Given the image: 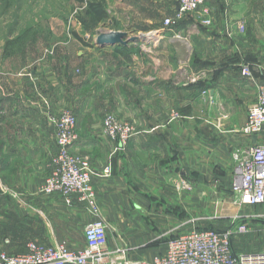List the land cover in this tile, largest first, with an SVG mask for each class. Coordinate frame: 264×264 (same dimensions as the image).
Segmentation results:
<instances>
[{
  "label": "crops",
  "instance_id": "0c3cea01",
  "mask_svg": "<svg viewBox=\"0 0 264 264\" xmlns=\"http://www.w3.org/2000/svg\"><path fill=\"white\" fill-rule=\"evenodd\" d=\"M176 1L105 0L120 23L115 29L138 34L164 30L150 43L154 53L150 50L149 57L163 58L162 65L149 63L154 75L148 104L155 111L133 116L138 131L125 149H115L117 142L104 133L99 116L70 109L78 133L72 150L98 171L112 166L110 177L94 180L100 217L108 224V247L125 246L132 261L164 253L171 237L188 230H182L187 219L209 217L206 208L212 205L225 212L242 207L232 200L238 174L234 153L253 141L238 129L264 82V0H208V14H187L179 26L168 28L164 19L174 14ZM241 24L246 32L240 31ZM258 30L259 50L253 44ZM84 36V42L104 49V66H118L114 58L124 60L118 46L100 48L98 36ZM253 54L262 60L256 63ZM133 59L139 63L140 56ZM250 63L252 75L245 76L242 70ZM195 75L199 81L191 82ZM24 82L17 86L21 97L0 99V245L11 254L25 252L30 241H66L83 249L85 227L94 215L77 197L68 202L60 193L42 191L58 154L51 117L62 111L55 97L60 81L52 78L56 91L46 103L36 99L34 80ZM202 105L211 107V117L200 112ZM171 109L182 111L184 118L169 116ZM257 142L262 143L261 133Z\"/></svg>",
  "mask_w": 264,
  "mask_h": 264
},
{
  "label": "rangeland",
  "instance_id": "374dc122",
  "mask_svg": "<svg viewBox=\"0 0 264 264\" xmlns=\"http://www.w3.org/2000/svg\"><path fill=\"white\" fill-rule=\"evenodd\" d=\"M85 9L86 4L79 0H0V99L21 97L17 86L24 85V80L28 77L37 85L39 93L35 92V96L38 102L46 103L47 98L56 91L52 84L54 77L61 84L59 96L58 93L55 94V97H59L58 111L73 110L74 106L80 112L94 113L102 121L108 113H112L137 132L134 115L145 117L155 111V107L148 104L152 91L148 85L154 75V70L150 72L149 65H154L155 60H158V65H162L163 58L149 57L154 53L151 50L154 49L153 44H150L152 42H130L128 47L121 45L116 49L124 57L123 61L112 59L118 66H104V49L92 47L77 38L76 33L82 38L85 33H89L93 39L104 32L121 30L115 29L120 23L110 10L107 21L94 23ZM239 29L246 32L245 25L243 30ZM126 32L129 37L141 35L129 30ZM259 34L258 30L253 41L258 50L262 49ZM133 55L140 56L139 63H136L138 61L133 59ZM252 57L256 63L262 60L254 54ZM176 59L172 58L174 65ZM245 66L250 70L253 67L251 63ZM194 77L197 75L191 79ZM210 108L202 105L200 112L211 117ZM156 112H159L158 107ZM168 115L177 119L184 118L183 112L177 109H171ZM261 138L264 143V130ZM233 199L236 202L234 195ZM209 205L208 203L207 207ZM212 206L206 208L207 213L212 212V215L199 220L196 218L199 228L202 225L205 229L229 228L233 219L230 218L231 214L244 213L246 219L243 223L248 225L249 230L233 234L235 252L241 254L264 250V203L237 206L234 212L217 210L215 205ZM186 225L188 227L182 230L192 228L193 223L187 219Z\"/></svg>",
  "mask_w": 264,
  "mask_h": 264
},
{
  "label": "built area",
  "instance_id": "2783aa9c",
  "mask_svg": "<svg viewBox=\"0 0 264 264\" xmlns=\"http://www.w3.org/2000/svg\"><path fill=\"white\" fill-rule=\"evenodd\" d=\"M207 3L208 0H177L174 14L164 19V25L174 28L187 14L197 11L206 13ZM211 22L210 18L204 19L206 24ZM240 28L243 30L244 25L241 24ZM242 73L252 75L248 66L243 68ZM199 79L197 75L192 82ZM51 122L56 128L58 154L55 167L45 179L42 191L47 194L60 193L68 202L77 197L86 205L95 217L85 227L86 246L74 249L66 241L57 245L30 241L25 252L13 254L0 246V264H264V250L237 254L233 249V234L249 230L248 225L243 223L245 215H235L231 226L225 229H202L197 226V219H192V228L171 237L165 252L152 260H130L125 246L110 249L108 224L100 217L94 180L110 177L112 166L98 171L87 159L72 150L78 138L77 118L72 110L66 109L52 116ZM103 130L117 142L116 150L125 149L137 133L131 125L112 113L105 116ZM263 130L264 82L259 84L257 100L249 108L247 120L238 131L252 138ZM234 158L238 174L231 190L235 201L242 206L264 203V143L251 142L247 149H237Z\"/></svg>",
  "mask_w": 264,
  "mask_h": 264
},
{
  "label": "water",
  "instance_id": "95a60500",
  "mask_svg": "<svg viewBox=\"0 0 264 264\" xmlns=\"http://www.w3.org/2000/svg\"><path fill=\"white\" fill-rule=\"evenodd\" d=\"M179 7V6H178ZM164 32L163 29H152L140 36L129 37L126 31L121 30H111L109 32H104L98 35L96 44L100 48L113 47L128 45L130 42H143L149 41L153 42L158 39V36ZM258 135H253L252 141L257 142Z\"/></svg>",
  "mask_w": 264,
  "mask_h": 264
},
{
  "label": "trees",
  "instance_id": "16d2710c",
  "mask_svg": "<svg viewBox=\"0 0 264 264\" xmlns=\"http://www.w3.org/2000/svg\"><path fill=\"white\" fill-rule=\"evenodd\" d=\"M79 1L84 2L86 4L85 13L91 19L92 22L101 23L107 21L110 18V14L107 10L105 0H79ZM180 23L178 24V26L180 25ZM76 36L80 40H83V38L77 33ZM117 48L118 47H116V49ZM233 249H234V243H233Z\"/></svg>",
  "mask_w": 264,
  "mask_h": 264
}]
</instances>
